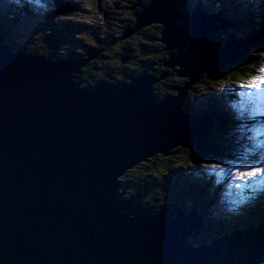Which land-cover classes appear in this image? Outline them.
Segmentation results:
<instances>
[{
  "label": "water",
  "instance_id": "obj_1",
  "mask_svg": "<svg viewBox=\"0 0 264 264\" xmlns=\"http://www.w3.org/2000/svg\"><path fill=\"white\" fill-rule=\"evenodd\" d=\"M181 1L133 0L136 25L121 38L162 26L164 66L187 82L161 100L154 85L172 73L86 84L77 73L100 51L79 60L12 52L0 31V264H264V212L196 242L205 223L195 201L143 205L141 192L119 191L133 166L205 146L214 118L187 111V91L264 34L232 33L214 50L213 33L232 20L202 6L186 18ZM55 2L58 14L73 9Z\"/></svg>",
  "mask_w": 264,
  "mask_h": 264
},
{
  "label": "rangeland",
  "instance_id": "obj_2",
  "mask_svg": "<svg viewBox=\"0 0 264 264\" xmlns=\"http://www.w3.org/2000/svg\"><path fill=\"white\" fill-rule=\"evenodd\" d=\"M25 0H18L16 3L19 6V8L16 10L20 14V18L23 20L22 23V29L17 28L20 27L21 24H16L17 30L12 31V24L9 23L10 20L14 19L13 16H9L8 19H5V21L1 24L0 23V31H2L3 36H7L8 41L14 44L12 52H17L20 49L26 48L29 50V52L36 54V55H42L46 58L49 56V54H46L45 51H47V48H53L56 49L57 53H60L61 55H66L68 52L69 57H73L74 59L79 60L80 56H84L87 58V54L90 52V49L94 53H96L95 49H100L99 54L92 59L93 64L98 66V68L101 66H109L114 68L115 70L118 67V64L116 62L123 61V59L126 57V63L124 65L126 68H128V73L126 71H123L121 73H118L117 71H109L106 73V77L104 80H110L111 82H117L122 81L120 83H123L124 81L130 82V78H134L135 76H138L140 73L144 72L145 70H137L134 72L133 77L126 78L124 73L130 74V68H136L138 66L133 65L132 63L135 62L137 59L135 57H142L146 58L149 54L146 52H140L138 50H129L125 44L128 39H121L122 37H119L121 32L124 30L125 27H135V18L133 16V10L131 9V6L134 4H131V0H63L68 5H71L72 7L75 5V8L72 9V11H67V14L64 15H58L57 10H55L56 2L55 0H44L45 3H38L37 0H26L29 1L26 2V6L29 5L27 13H29V17L33 16L35 18L39 17V19L35 20H29L27 21L25 14L23 11H21L22 2ZM40 1V0H39ZM150 2L151 0H147ZM194 2L190 4L189 7L193 6ZM236 0H227L228 8L226 9V13H229L230 15L234 16L236 19L237 27L240 29H244L245 27H257L260 20L264 18V0H242V2H235ZM263 1V7L258 8L260 4ZM9 4V0H7ZM255 3H259L256 7L254 6ZM21 5V7H20ZM77 5V6H76ZM203 5L208 9L209 11H218V2L217 0H203ZM187 6H184L186 8ZM253 10L257 12L256 18L254 16H250V14L253 13ZM15 13V12H14ZM129 14L130 17L127 15ZM229 15V16H230ZM231 17V16H230ZM16 18V17H15ZM17 20V19H16ZM18 21V20H17ZM25 21V22H24ZM264 22V21H263ZM29 23V24H28ZM35 23V24H34ZM28 24V28L27 25ZM41 26L40 28H37ZM154 27V26H153ZM26 29V30H24ZM40 29H45L46 32L41 31ZM227 31H232L233 29L228 28ZM26 31V32H25ZM219 31V30H218ZM248 31V30H247ZM246 29L241 31L238 35V37H245V33L247 32ZM144 32V35H140ZM135 33V32H134ZM133 33V34H134ZM139 41L143 42L148 39L155 40L162 44L161 48L155 47L156 51L163 52L168 51L165 50L166 45L159 41V37H155V33L153 32L151 25L143 26L138 30ZM131 34V35H133ZM148 35V36H147ZM225 35L224 29L218 32V38L215 37L216 42H222L220 38H223ZM248 36V35H246ZM131 37V36H129ZM155 37V38H154ZM35 38V39H34ZM119 41H117V40ZM114 42V43H113ZM109 44V46H108ZM142 45V43H141ZM87 47L88 51L86 52L85 48ZM242 48H246L245 46H242ZM130 51V54L133 56H128ZM133 51V53L131 52ZM22 52V50H20ZM84 53V54H83ZM133 58V59H132ZM83 60V59H82ZM253 66L257 69V76H253L254 78H257L260 74V69L264 67V60H254ZM89 65V62L87 63ZM86 65V66H87ZM86 66L81 67V71L87 70L88 68ZM164 71H167L169 76L163 78L159 82H157L155 85H161V82H164L166 79L182 81V78H176L173 76L174 71L172 69H167L163 67ZM98 71V70H97ZM134 71V70H133ZM96 72V71H95ZM105 72H102L104 74ZM216 72L211 73H204L202 81H208L209 75H213ZM78 74V73H77ZM76 74V75H77ZM113 78H115L113 80ZM187 80L185 81V83ZM118 83V84H120ZM171 83V82H170ZM184 83V85H185ZM198 83H196L197 85ZM154 85V86H155ZM209 88H204L201 85H198V88L196 90H189L188 96H186L185 100H188V97L190 98L189 102L190 105L193 108L201 109L200 107L203 106L208 112L214 111V103L216 101L213 100L212 103L206 102L201 96H206L208 93L209 98H213L218 100V102L222 105L224 108H229L231 111L237 112V108L234 106H239L240 101L237 100L235 103H228L227 99L220 100L219 93L223 90H219L217 86H213ZM238 88V91H235L236 94L240 95V98H242V95L246 93V89L243 87H236ZM199 90V92H198ZM210 90V91H208ZM188 93V91H187ZM256 96H264V92H255ZM204 100V101H202ZM187 102V101H186ZM219 104V106H220ZM250 103H247V111H245L246 115L243 116V118L250 120L252 117L251 113L255 110L264 109V102H256L254 105ZM186 109V105H185ZM191 111V110H189ZM204 114V113H203ZM237 121L232 122L231 124H236ZM264 124L263 120H258L257 124H254L253 122L248 123L246 125V129L251 128L254 125V129L248 130V133L251 134L250 143H247L245 141V137L243 134H241L238 139L241 141L244 145H250V146H258L261 150L260 156L256 159H258L254 163V165L259 166L258 162L264 161V140L260 139L261 135H258L256 133V129L259 128L257 125ZM236 128V125H233V129ZM233 142H236V139L232 140ZM190 150V148H188ZM216 153V152H215ZM169 157H164L162 155H156L154 158H152L151 161L157 162L156 165H153L150 167V169L147 168V164L142 166L137 174H147L151 177L155 178L158 182V188L159 190H155L154 188L149 191L151 195L152 193H156V191H167L166 195H170V197L173 196V190L172 184L174 183V180L169 178L168 173L171 169H173V166L179 165V168L188 169L189 167V153L186 149L177 151L171 155H167ZM237 156V154H236ZM242 156V155H241ZM237 156V157H241ZM159 157V161H155ZM196 158L204 160V161H211V160H220V158H223L222 161H227L228 158H225L224 156L212 154V155H206L196 153ZM231 163H234L233 160H230ZM144 162H141L142 164ZM149 163V162H147ZM199 163V162H198ZM237 164L232 165H226L224 163H221L220 166L224 167L225 169H228L230 174L229 181L225 183L226 186L232 187L228 192L225 193V196L227 200L226 202V212L235 213L234 218H238L239 220L247 219V221H251L253 218V211L258 207V204L256 203L258 201V198L255 194L256 193H264V177H261L259 180L256 181H249L248 183H245L244 181H241L239 179H235L233 177V172L235 171V168H241L240 162L236 161ZM138 164V165H140ZM200 164V163H199ZM137 165V166H138ZM187 166V167H181ZM208 165L201 164L200 167L193 168L194 170H197L198 168H201L202 170H205V173H211L212 175H218L222 176L225 172H220L219 168L213 169L212 167L207 168ZM136 167V166H135ZM133 167V168H135ZM132 168V169H133ZM191 168V167H190ZM207 168V169H206ZM243 170V169H242ZM123 179V176L121 177ZM165 182V184H164ZM153 186V185H152ZM169 186L171 191H169ZM218 187L221 189L222 185L218 183ZM123 189V188H121ZM126 194L125 195H132V194H138L139 191H133V187L131 189L126 188ZM121 192H124L121 190ZM163 193V192H162ZM230 194V195H229ZM238 200L236 202L235 200ZM149 199H144L143 201H148ZM259 204L263 205V198H259ZM216 206V205H214ZM236 207L235 211L234 208ZM258 217V216H257ZM256 217V219H257Z\"/></svg>",
  "mask_w": 264,
  "mask_h": 264
},
{
  "label": "trees",
  "instance_id": "obj_3",
  "mask_svg": "<svg viewBox=\"0 0 264 264\" xmlns=\"http://www.w3.org/2000/svg\"><path fill=\"white\" fill-rule=\"evenodd\" d=\"M17 1L18 0H9V4H8L7 0H4L3 3L8 6V9L7 10H0V23L1 24L5 21V19H8L9 16L14 17V19L9 21V23H11L13 25L12 31L17 30V28H20V29L23 28L22 27L23 20L20 18V14L16 11L19 8V6L16 3ZM132 2H133V0H131V3ZM201 2H202V0H196L195 3L193 4V6H194L193 9L196 8L197 4L204 7V5L199 4ZM217 2L219 4L218 10L224 11L225 15L227 17L231 16V18L234 22L236 20L235 17L230 15L229 13H226V9L228 8L227 0H217ZM22 3H23L22 7L20 5L21 11L24 12L22 14H25L27 21L39 19V17H37V18H35L33 16L29 17V13H27L29 5L26 6L25 1ZM258 4L259 3H255L254 6L256 7ZM262 7H263V1L258 8H262ZM204 9L207 10L206 7H204ZM55 10H57L56 5H55ZM186 16L187 17L190 16V13L187 12ZM250 16H254V18H256L257 12L255 10H253V13L250 14L249 17ZM16 24H21V25H20V27L16 28L15 27ZM28 24L26 25L27 28H28ZM263 24H264V22H262L261 26ZM40 27L41 26H39L37 28H40ZM124 28H125V26H124ZM161 28H162V26L160 24L159 25L158 24L152 25V29H153V32L155 33L156 38L161 37V33H160ZM24 30H26V29H24ZM40 30L45 32V29H40ZM257 30H255L253 32L246 33V35H248V36H246V35H245V37L242 36V37H244L243 40L247 39L250 35H253ZM123 32H124V30L121 32L119 37H122ZM139 34L140 33H138V31H137L136 33L131 35V37L125 38V39H128L126 44H125L127 47H129L127 49L138 50V51L143 52V53L146 52L147 54H153V58L158 57L157 53H155V51H156L155 47L157 46V47L161 48L162 44H160L159 42H157L155 40L149 39L148 35H147L148 39L141 42V41H139V37L144 35V32L140 34L141 36H139ZM7 36H5L6 39L8 38ZM125 39H123V41ZM220 39H222V38H220ZM223 42H221L220 44H219V42H216V41H215V43L213 42L214 47L215 48L220 47V45H222ZM257 42L258 41H256L255 44H257ZM141 43H142V45H141ZM108 46H109V44H108ZM22 49H24L25 51H29L26 48H22ZM99 50L95 49V51H99ZM56 51H57L56 49L47 48V51H45V52H46V54L51 53L52 56L54 58H56V60L59 58H63V57L65 58V57L69 56V54H70L68 52L66 55H61L60 53H57ZM131 52L133 53V51H131ZM159 54L161 55L160 61L162 64V67L158 68V71L160 72L163 70L164 60L167 59L168 55H167V51H163ZM128 56L129 57L133 56L130 54V51H129ZM81 58H83V56H80V59ZM135 59H137L136 61H138L137 62L139 64L138 66H140L141 69L148 70L147 65H148V63H150L151 58H149V57L146 58L144 60V62L140 61L142 59V57L136 56ZM254 60H264V36L259 40L258 46L248 47L246 53L243 55V57L240 60L230 63L224 69L217 71L213 75L206 76L209 78L208 81H202L201 80L200 82H197L198 83L197 85L196 84L194 85L195 88H191L190 90H191V92L193 90H196L198 88V85H201L200 87L203 86L204 88L212 87L211 86L212 84H214L213 86L224 85V87L226 86V88L224 90V94H223L224 97L220 96L219 98L221 100L229 99L227 97H231V96L236 95V93H235L236 85L237 86L244 85L247 81L252 80L253 76L257 73V69L253 66V63H252ZM116 63L118 64V67L115 70H113L114 68L109 67V66H104L103 68H100V69H103V72H105L102 75H101L102 71H100V70H98L96 72L94 70H91L92 73L88 72V73H86V75L83 73L84 71H82V72L79 71L78 74H81L83 76L81 78L87 84L92 85L94 83H98L101 80H104L106 77L105 74L111 70H113L114 72L117 71L118 73H121L123 71H126V73H128V70H127L128 68H126V66L124 65V63L122 61H118ZM153 68H155V67L152 65L150 67V69L152 70ZM135 69L136 68H133V69L130 68L131 71H130V74H128L129 77H133L134 72L136 71ZM137 70H139V69H137ZM152 71H154V69ZM155 72H157V70ZM91 74L96 75V77H93V75H91ZM184 81H185V79H182V81H180L178 79L177 82L172 80V79L171 80L166 79L164 82H161V85H158V84L155 85L154 91H155L156 95L158 96V99L160 100V99L164 98L169 92L176 93L175 86L181 85ZM117 82H119V81L117 80ZM198 92H199V90H198ZM189 100H190V98L188 97V100L186 103V109L187 110L188 109L198 110V109L193 108L190 105L191 101L189 102ZM206 101H207V99H206ZM214 101H216V98L214 99ZM207 102H209V101H207ZM210 103H212V102H210ZM214 108H215V110L211 111V113L216 119V124H215V128H213L214 130L211 131V134L207 135L206 141H205V146L201 149H197V148H190V150L186 149L189 153V161H188L189 167L182 166V165H181V167H187L188 169H184V168L177 169L179 167V165L177 164V165L173 166V169H171L170 172L168 173L169 178L171 180L172 179L174 180V183L172 184V187L174 188L173 196H172L173 199H171V200L174 201L176 197L181 198V199L192 198L201 207L202 212L205 216L207 229H206V231L202 237L200 236L196 239V242L205 241L206 236L212 237L214 235H217V234L222 233L224 231H227L229 229H233L235 226H237V227L241 226V225L244 226V225H246L252 221H255V220L258 221L261 217V213L264 211V193L261 194V193L255 192V194L258 198V201L256 202L258 204V207L253 211L252 220L247 221L246 218L243 220H239L238 218H234L235 213L225 212V211L222 212L223 207L219 206V202H218L220 199L215 198V195L217 193L215 190V186L209 180L205 181L201 177V176H203L205 178L206 177L205 173H201L200 175H198L196 177L193 176L197 171V170H194L193 168L200 167V165H201L198 163L199 161H198V158H196V153L203 154L204 156L212 155V154L224 156L225 158H228L227 161H222L223 158H220V160L228 166L232 165V164H237L236 161H239L240 162L239 165L242 166V169H244L246 165H254V163H251V162H255L256 158H258L260 156L261 151H257L255 148L250 150V149H248L246 147H242V146H240V147L244 151H242L239 148L238 152L227 154L228 151L230 150V147H228V143L233 144L232 139H231L232 136H231V134L228 135L227 131L229 130V133H230L231 130L229 128H231L233 125L231 123L228 125H226V124L228 122H230V120H231L230 118L232 117L233 113L230 110H228L227 108H223L222 106H219L216 103H214ZM201 111L207 112V110L204 107H203V109H201ZM263 119H264V115L254 116L253 117V123L257 124L258 120H263ZM260 125L261 124H259L257 126L260 127ZM237 130L240 131V129H237ZM223 135H227V136L225 138H223ZM233 146H237V145L233 144ZM177 150L180 151V150H184V149L180 148ZM175 152H177V151H175ZM236 154H237V156H241V155L242 156L237 157ZM226 155H229V157H227ZM164 157H169V156H164ZM159 160L160 159L158 157L155 161H159ZM230 160H233L234 163H231ZM202 163H209V161L203 160ZM146 164H147V168L150 169L152 164L156 165L157 162H153V161H150L149 163L144 162V163L136 166L135 168L128 170L123 175V179H121V183L127 189H131V187H133V191H139V192L143 193V198L149 199L145 203H147L149 205L157 203L156 205L160 206V204L165 203L167 201V198L170 199V197L166 196L165 191H156V193H152L153 195H151L149 193V191L152 190L153 188L155 190H159V188L157 186L158 181L155 178H153L147 174H142V173L137 174L138 170ZM199 179L201 181H199ZM164 184H165V182H164ZM124 186H121L120 190H123L125 192ZM121 188H123V189H121ZM171 189L172 188H170V186H169V191H171ZM218 191H220V188L218 189ZM209 196H211V199L209 198ZM125 197H129V196L125 195ZM259 198H263V205L259 204ZM235 201L238 202L237 199ZM220 203H221V201H220ZM214 205H216V206H214ZM214 209L220 210L219 215L214 214V212H213ZM235 209H236V207L234 208V211H235ZM256 217H257V219H256Z\"/></svg>",
  "mask_w": 264,
  "mask_h": 264
},
{
  "label": "clouds",
  "instance_id": "obj_4",
  "mask_svg": "<svg viewBox=\"0 0 264 264\" xmlns=\"http://www.w3.org/2000/svg\"><path fill=\"white\" fill-rule=\"evenodd\" d=\"M3 1L4 0H0V10H7L8 9V6L7 5H5L4 3H3ZM191 2L193 3L194 2V0H183V1H181L180 2V6H181V8L185 11V16H186V14H187V12H189V13H192V11L193 10H197L199 7L201 8V5H196V8L195 9H193L194 8V6L192 7H189L190 6V4H191ZM235 2H242V0H236ZM199 4H202L203 5V0H202V2L201 3H199ZM184 6H187L186 8H184ZM57 7V6H56ZM204 8V7H203ZM208 12L210 13V14H216V13H223L222 15H221V17H223V18H227V19H230V20H232V18L231 17H227L226 15H225V12L224 11H222V10H218V11H209L208 10ZM186 18H187V16H186ZM264 21V18L263 19H261L260 20V22H259V24H258V26L257 27H254V26H251V27H245L244 29H240L239 27H237V24H236V20L233 22V20H232V22H233V24H232V26L231 27H229V28H231V29H233L232 31H227L226 29H228V28H225L224 29V32H225V35H224V37H231V34L232 33H234V34H236V36L238 37V35H239V33L241 32V31H243V30H245L246 29V33H249V32H253V31H255V30H257L260 26H261V24H262V22ZM263 28H264V24L253 34V35H250L247 39H249V38H251V37H253V36H255V35H257L259 32H261L262 30H263ZM221 30H223V29H221ZM221 30H219V31H221ZM219 31H216L215 33H213L214 35H217L218 36V32ZM246 33L244 34V35H246ZM264 36V34L263 35H260L259 37H257L256 39H255V41H253L252 43H248V44H250L248 47H252V46H256V44H255V42L256 41H258L259 42V40L262 38ZM239 38V37H238ZM239 39H241V40H243L244 39V37H241V38H239ZM214 43H215V40L213 41ZM221 42H219V44H220ZM14 45V44H13ZM225 45V44H224ZM223 45V46H224ZM222 47V46H221ZM248 47H247V49H248ZM214 48V50H220L221 48L220 47H218V48H215V47H213ZM246 49V50H247ZM20 50H22V51H24V49H20ZM246 50H245V52H246ZM245 52L243 53V55L245 54ZM243 55L241 56V58L243 57ZM240 58V59H241ZM240 59H238V60H240ZM166 60V59H165ZM165 60H164V62H165ZM237 60V61H238ZM229 65V64H228ZM227 66V65H226ZM225 66V67H226ZM165 67V66H164ZM224 67V68H225ZM223 68V69H224ZM222 70V69H221ZM164 71V69L162 70V71H160L158 74H156L157 76H160L161 74H162V72ZM174 71V70H173ZM219 71V70H218ZM150 72V71H149ZM175 72V71H174ZM217 72V71H216ZM173 76H175V77H177L176 75H175V73L173 74ZM254 76H257V73L254 75ZM126 78H130L129 76L128 77H126ZM177 78H179V77H177ZM203 78V77H202ZM202 78H201V80H202ZM183 79V78H182ZM114 80V79H113ZM200 80V81H201ZM110 81V80H109ZM199 81V82H200ZM217 87H224V85H218ZM225 88H226V86H225ZM236 89V88H235ZM155 92V91H154ZM170 93H172V92H170ZM236 93V92H235ZM156 94V93H155ZM223 94H224V91H221L220 93H219V97L221 96V97H224L223 96ZM227 98H229V99H227V102L228 103H235L237 100H239V101H241V98H240V95L239 94H236L235 96H231V97H227ZM157 99H158V96H157ZM161 100V99H160ZM221 100V99H220ZM223 100H225V99H223ZM187 101V100H186ZM207 102V101H206ZM213 102V101H212ZM187 103V102H186ZM216 104H220L219 102H218V100H216V102H215ZM250 104H252V105H254L255 103H250ZM186 105V104H185ZM251 105V106H252ZM220 106H222L221 104H220ZM201 109H203V107L201 106L200 107ZM224 108V107H223ZM196 109H198V108H196ZM201 109H198V110H192V109H188L187 111H189V110H191V111H193V112H195V113H199V114H208V115H211L213 118H214V125H213V128H215V124H216V119H215V117L212 115V113L211 112H206V111H201ZM228 110H230L229 108H228ZM231 111V110H230ZM232 113H233V115H232V117L230 118L231 120H230V122H228L226 125H228V124H230V123H232V122H235V120L237 121L236 122V124H232V125H236V128L235 129H233V126L231 127V128H229L230 130H231V132L229 133V130L227 131V134L229 135V134H231V136H232V140L233 139H236V142H233L232 141V143L234 144V145H237V146H233V144H231V143H228V147H230V150L228 151V153L227 154H229V153H236V152H238V149L240 148L242 151H244L240 146H242V147H246V148H248V149H256L257 151H261L260 150V148L258 147V146H250V145H244L241 141H239V139H238V137L241 135V134H243L244 135V137H245V141L247 142V143H250V138H251V134H249L248 133V130H250V129H254V125L251 127V128H249V129H246V125L248 124V123H251V122H253V116L250 118V120H248V119H245V118H243V116L244 115H246V113L244 112V114L241 116V115H239V114H237V113H235V112H233V111H231ZM225 125V126H226ZM231 126V125H230ZM211 129V131H213L214 129ZM237 129H240V131H238ZM209 134H211V132L209 133ZM227 135H223V138H225ZM229 137V136H228ZM260 139H262V140H264V136H261V138ZM226 143V142H225ZM180 148H182V147H178V148H176V151H178L177 149H180ZM182 149H188V148H182ZM175 153V152H174ZM169 155H171V154H169ZM227 157H229V155H226ZM258 159H256L255 161H257ZM198 161H199V163L200 164H205V165H208L207 166V168H209V167H211L212 165H220L221 163H223L221 160H211V161H209V163H202V161L203 160H201V159H198ZM206 168V169H207ZM201 173H205V170H202L201 168H198L197 169V171H196V173L193 175L194 177H196V176H198V175H200ZM205 178L203 177V176H201L202 178H203V180H205V181H207V180H209L214 186H215V190H216V195H215V198H218V199H220L218 202H219V206H221V207H223V209H222V212L223 211H225L226 212V207H227V205H226V202H225V200H227V198H226V196H225V193L226 192H228L230 189H232V187H230V186H226L225 185V183H227L228 181H229V178H230V174H229V172H225V173H223V175L222 176H218V175H212L211 173H205ZM199 181H201L200 179H199ZM218 183H220V185H222V188L220 189V191H218V189H219V187H218ZM165 193H167V191L165 192ZM140 194H143V193H140ZM230 195V194H229ZM167 196V195H166ZM169 197H170V195H168ZM167 198V197H166ZM209 198L211 199V196H209ZM214 198V199H215ZM171 199H173L172 197H170V199H168L167 198V201L165 202V203H167V202H176L177 200H180V201H184V200H187V199H191V200H193L192 198H184V199H181V198H178V197H176L175 198V200L174 201H172ZM193 201H195V200H193ZM220 201H221V203H220ZM142 203H143V205H149V204H147V203H145V201H143V198H142V201H141ZM196 202V201H195ZM165 203H162V204H160V206H162L163 204H165ZM157 203H155V204H152V205H156ZM196 204H197V202H196ZM221 204V205H220ZM198 205V204H197ZM199 206V205H198ZM200 207V206H199ZM200 210H201V213H202V216H203V220H204V223H205V230H204V233H205V231H206V229H207V224H206V220H205V216H204V214H203V212H202V209H201V207H200ZM213 212H214V214L215 215H219V212H220V210L219 209H214L213 210ZM228 212V211H227ZM264 212V211H263ZM262 212V213H263ZM262 213H261V216H262ZM253 222H257L256 220L255 221H252V222H250V223H253ZM250 223H248V224H250ZM248 224H246V225H248ZM246 225H244V226H246ZM242 226V225H241ZM235 227H237V226H235ZM234 227V228H235ZM229 230H231V229H229ZM229 230H227V231H229ZM227 231H224V232H227ZM224 232H222V233H224ZM222 233H219V234H217V235H214V236H212V237H215V236H218V235H220V234H222ZM209 236H206L205 238H208Z\"/></svg>",
  "mask_w": 264,
  "mask_h": 264
},
{
  "label": "snow or ice",
  "instance_id": "obj_5",
  "mask_svg": "<svg viewBox=\"0 0 264 264\" xmlns=\"http://www.w3.org/2000/svg\"><path fill=\"white\" fill-rule=\"evenodd\" d=\"M241 87L245 88L247 91L244 95H242L239 106H234L237 108V112L239 115H243L245 111H247V103H256V102H264V96H256L255 92H264V67L260 69V74L257 78L247 81ZM251 115H264V109H257L251 113ZM256 133L258 135L264 136V124H261L259 128L256 129ZM259 166L256 165H246L242 170L241 168H235L233 172V177L235 179H239L248 183L249 181L259 180L261 177H264V161L258 162ZM213 169L219 168L220 172L228 171L224 167L220 165H212Z\"/></svg>",
  "mask_w": 264,
  "mask_h": 264
},
{
  "label": "flooded vegetation",
  "instance_id": "obj_6",
  "mask_svg": "<svg viewBox=\"0 0 264 264\" xmlns=\"http://www.w3.org/2000/svg\"><path fill=\"white\" fill-rule=\"evenodd\" d=\"M142 1H144V2H148L147 0H142ZM37 2L38 3H45L44 2V0H37ZM131 3V2H130ZM129 17H130V15L129 14H127ZM152 25H155V24H151V26ZM159 25V24H158ZM217 38H218V36H217ZM229 39V37H223L221 40H222V45L223 44H225L226 43V41ZM117 40V39H116ZM120 40V39H119ZM119 40H117V41H119ZM114 43V42H113ZM259 45V42H257V44H256V46H258ZM150 51V50H149ZM247 51V50H246ZM155 53H157V55H158V57H154L153 58V54H149L148 55V57L149 58H151V60H150V63H148V65H147V68H148V71H150V72H152V73H154V74H158L159 73V71H158V68H161L162 67V64H161V61H160V59H161V55L159 54V53H161V52H157V51H155ZM246 53V52H245ZM148 57H146V58H148ZM146 58H142L140 61H143L144 62V60L146 59ZM123 63H126V61H122ZM138 61H135V62H133L132 64L133 65H135V66H138L139 64L137 63ZM154 66L155 68H153L154 69V71H152L151 69H150V67L151 66ZM88 69L87 70H84V74L86 75V73H92L91 72V70H94V71H97V70H100V71H102L103 72V69H100V68H103L104 66H100L99 68H98V66H96L95 64H93V62H92V60H90L89 61V65H87L86 66ZM136 69H139L140 71L142 70L141 68H140V66H138V67H136ZM157 70V72H155ZM80 72H82L81 70H79ZM79 76H81V77H83L81 74H78ZM91 75H93V74H91ZM124 75L126 76V77H128V74H126V73H124ZM93 77H96V75H93ZM113 79H115V78H113ZM87 81V80H86ZM86 83V82H85ZM87 84V83H86Z\"/></svg>",
  "mask_w": 264,
  "mask_h": 264
},
{
  "label": "bare ground",
  "instance_id": "obj_7",
  "mask_svg": "<svg viewBox=\"0 0 264 264\" xmlns=\"http://www.w3.org/2000/svg\"><path fill=\"white\" fill-rule=\"evenodd\" d=\"M77 6V5H76ZM70 7H72V6H70ZM75 8V5L73 6V9ZM72 11V10H71ZM65 14H67V13H65ZM204 14H207L208 15V9L207 10H205L204 9ZM58 15H60V13L58 14ZM61 15H64V14H61ZM46 32V31H45ZM214 32V31H213ZM212 32V33H213ZM215 37H217L216 35H215ZM239 41H241V39H239L238 37H236ZM230 40V38L226 41V43L228 42ZM225 43V44H226ZM224 45V44H223ZM223 45H220V47L221 46H223ZM211 46L212 47H214V44L212 43L211 44ZM22 48H23V45H22ZM85 50H86V52L88 51V49H87V47L85 48ZM83 58H84V56H83ZM195 84H193V85H191L190 86V88H189V90L191 89V88H195V86H194ZM225 87H221V88H218L219 90H223ZM189 90H188V93H187V96H188V94H189ZM208 91H210V90H208ZM235 91H237V89H235ZM201 98H203L205 101H206V99H207V101H209V102H212L214 99L213 98H209V95H208V93L206 94V96H201ZM217 98V97H216ZM204 100H202V101H204ZM203 107V106H202ZM187 110V109H186ZM167 156V155H166ZM135 166H137V165H135ZM135 166H133V167H135ZM132 169V168H131ZM130 170V169H129ZM128 171V170H127ZM119 191H120V193H122L121 192V190H120V188H119ZM123 197H125V192H124V194H123ZM131 196H129V197H125V198H130Z\"/></svg>",
  "mask_w": 264,
  "mask_h": 264
}]
</instances>
